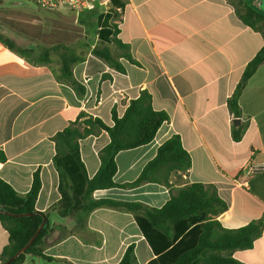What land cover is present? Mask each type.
<instances>
[{
    "label": "crops",
    "instance_id": "obj_1",
    "mask_svg": "<svg viewBox=\"0 0 264 264\" xmlns=\"http://www.w3.org/2000/svg\"><path fill=\"white\" fill-rule=\"evenodd\" d=\"M232 1L110 0L111 18L98 14L83 44L84 53L75 50L84 58L73 67L74 78L86 88L83 98L58 80L59 59L34 65L0 42V151L6 157L0 162V178L27 194L39 170L42 188L36 209L50 212L62 200L52 138L81 112L112 125L113 112L122 117L131 101L147 90L153 108L166 112L169 120L150 144L118 153L115 182L136 180L160 146L178 135L191 155L192 167L187 173L172 174L171 189L176 192L192 183L215 187L228 204L218 217L225 228L264 221V63L242 92L241 117L228 108V99L262 49L264 37L242 22ZM253 1L257 0H245L264 15ZM114 26L116 38L130 48L132 61L119 59L123 71L91 53L96 45L108 44ZM242 126L244 135L236 142L232 133ZM109 142L104 131L81 142L89 178L99 171V153ZM93 198L161 208L170 191L146 183L133 189L97 190ZM77 199L68 195L64 207H73ZM60 223L72 229L75 218L53 219L54 226ZM58 234L55 230L48 235L44 254L70 264H118L131 244L140 264L155 257L134 216L126 211L97 209L84 229L53 243ZM7 244L8 233L0 224V253ZM234 258L244 264H264V229L252 249L236 251Z\"/></svg>",
    "mask_w": 264,
    "mask_h": 264
},
{
    "label": "trees",
    "instance_id": "obj_2",
    "mask_svg": "<svg viewBox=\"0 0 264 264\" xmlns=\"http://www.w3.org/2000/svg\"><path fill=\"white\" fill-rule=\"evenodd\" d=\"M111 2L114 3L115 0ZM232 4L242 22L261 32L264 37V15L249 6L245 0H233ZM114 27V36L108 44L102 42L96 45L91 53L115 70L123 71L119 59L122 57L132 61L130 48L116 38L118 30ZM0 42L34 65H49L52 63V54L58 55V80L70 85L79 98L85 96V86L73 75L74 65L82 62L84 58L78 56L73 47L56 44L36 49L20 48L14 41L4 37L1 29ZM263 63L264 45L248 63L234 93L228 99L229 111L237 118L242 115V92ZM112 119L113 124L107 125L100 118L81 112L75 121L52 138L56 150L53 164L60 177L62 200L50 212H39L36 209V201L42 188L39 170L34 173L31 189L27 194L18 193L0 178V210L12 214H29L26 217H14L0 213V224L8 233V244L0 253V264H6L29 242L44 218L47 223L33 244L9 264H34L27 261L28 254L39 255L61 264H70L44 254L48 235L52 231H59L53 242L57 243L78 233L85 228L89 215L101 208L126 211L134 216L155 255L147 264H244L234 258V253L254 247L262 236L264 221L255 220L236 229L225 228L218 217L228 210V204L219 197L215 187L192 183L176 192L171 189L172 174L187 173L192 167L191 155L184 149L180 136L174 135L164 142L156 157L144 167L136 180L124 184L115 182L118 153L150 144L161 126L169 120L166 112L153 108L152 95L147 90L142 91L137 99L131 101L122 117L113 112ZM103 131L108 134L110 142L99 153V171L93 178H89L81 158V142ZM244 132L245 126L234 130V141H240ZM5 161L6 157L0 151V162ZM146 183L160 184L169 189L170 199L163 207L153 208L140 202L93 198L97 190L133 189ZM68 195L78 197L71 208L64 207ZM67 216L75 218V226L72 229L61 223L54 226V218L62 221ZM118 264H140L134 244L127 247Z\"/></svg>",
    "mask_w": 264,
    "mask_h": 264
},
{
    "label": "rangeland",
    "instance_id": "obj_3",
    "mask_svg": "<svg viewBox=\"0 0 264 264\" xmlns=\"http://www.w3.org/2000/svg\"><path fill=\"white\" fill-rule=\"evenodd\" d=\"M98 3L91 9L77 15L68 10H46L38 7L33 0H0V29L4 37L14 41L20 48L51 47L65 44L83 54V44L96 23L98 14L111 18V5ZM264 11V0L252 2ZM58 61V55L52 54Z\"/></svg>",
    "mask_w": 264,
    "mask_h": 264
},
{
    "label": "built area",
    "instance_id": "obj_4",
    "mask_svg": "<svg viewBox=\"0 0 264 264\" xmlns=\"http://www.w3.org/2000/svg\"><path fill=\"white\" fill-rule=\"evenodd\" d=\"M108 1L110 0L99 2V4L106 5ZM33 3L46 10H68L80 15L81 13L93 8L98 3V0H33Z\"/></svg>",
    "mask_w": 264,
    "mask_h": 264
},
{
    "label": "water",
    "instance_id": "obj_5",
    "mask_svg": "<svg viewBox=\"0 0 264 264\" xmlns=\"http://www.w3.org/2000/svg\"><path fill=\"white\" fill-rule=\"evenodd\" d=\"M0 213H4L7 215H11L14 217H26L29 216V214H12L6 211H2L0 210ZM47 223V219L44 218L42 223L40 224L39 228L37 229V231L35 232V234L33 235V237L29 240V242L21 249L19 250L6 264H9L11 261L15 260L17 257H19L21 254L25 253L27 251V249L33 244L34 240L38 237V235L40 234L41 230L43 229V227L46 225ZM27 261L28 262H34V264H61L58 263L57 261H49L46 258L39 256V255H32V254H28L27 256Z\"/></svg>",
    "mask_w": 264,
    "mask_h": 264
}]
</instances>
